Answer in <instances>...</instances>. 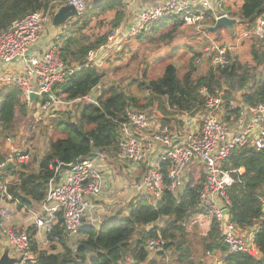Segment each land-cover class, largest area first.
<instances>
[{
  "label": "trees",
  "instance_id": "obj_1",
  "mask_svg": "<svg viewBox=\"0 0 264 264\" xmlns=\"http://www.w3.org/2000/svg\"><path fill=\"white\" fill-rule=\"evenodd\" d=\"M52 1L61 0H0V31L29 13L43 10ZM85 3L84 11L80 14L98 7H103V10L115 8L114 17L109 21L113 27L118 26L125 16L124 0H85ZM219 9L235 17L244 32L252 37L251 65L242 64L229 47V63L225 67H214L211 57H208L206 71L198 74L200 63L195 64L194 59L202 53L203 48L185 45L191 55L186 52L182 54L187 59L184 65L169 62L158 77L147 80L150 61L146 57L138 62L137 53L130 50L128 63L119 62L126 45L116 51L114 62H119V65H113L112 69L100 68L102 60L100 63L88 61L90 52L102 44L107 36L103 34L86 43L81 31L90 18L77 17L61 27L62 33L55 43H58L62 59L70 72L63 83L53 87V92L58 99L73 102L96 91V102L80 99L50 117L49 124L63 131L49 142L37 169L30 170L22 164L23 169L14 167L0 172L2 179L11 175L8 183L10 201L21 207L43 200L55 161L72 162L88 157L93 150L104 152L110 160L116 158L119 154L118 124L125 119V107L148 111L161 124L167 125L175 114L179 118L186 112L191 116L204 113L203 98L198 92L203 85L212 95L221 97L218 119L230 125L249 107L264 104V41L252 35L257 19L264 17V0H241L236 11H231V6L225 4ZM200 21L212 24L213 13L204 12ZM147 26L135 35H128L123 41L127 42L132 37L137 41L149 40L151 47H156L155 50L176 40H195L196 29L192 28L186 34V27L177 15L166 16ZM134 59L136 62L132 67L130 63ZM112 72L120 75L115 83L110 84L105 76ZM155 102L159 111L156 110L154 114L151 106ZM34 108L35 105L27 104L16 87L8 84L0 86L2 132L13 124L17 115L26 116ZM167 166V161H164L162 172L165 184ZM221 168L230 172L234 179L226 188L230 220L239 233H251L255 225H260L254 232L256 254H229L225 256L226 264H264V220L261 219L264 212V152L250 145L240 147L221 162ZM203 181V169L200 168L197 177L193 175V170L187 171L184 188L180 192L172 194L165 188L160 199L151 204L139 197L127 215L117 214L99 228L90 225L80 228L78 238L73 243L66 236L61 213H58L50 237V250L38 249L36 229L33 225L27 226L24 229L29 233L31 247L38 258L34 264H115L127 259L135 264H207L206 251L225 255L226 248L213 221L210 220L205 233L196 231L194 227L208 218L199 198ZM190 232L193 234L191 237L198 236V247L191 237L187 238ZM159 237L164 242L163 249L151 253L146 245Z\"/></svg>",
  "mask_w": 264,
  "mask_h": 264
},
{
  "label": "built area",
  "instance_id": "obj_2",
  "mask_svg": "<svg viewBox=\"0 0 264 264\" xmlns=\"http://www.w3.org/2000/svg\"><path fill=\"white\" fill-rule=\"evenodd\" d=\"M124 3L133 7L138 4V0H124ZM62 5H72L79 13L85 8L84 0L52 1L43 10L29 13L0 31V86L8 84L16 87L27 104L35 105V111L47 114L51 113V108L57 103L70 105L80 99L95 103L97 98V92L93 91L73 102L58 99L53 87L63 83L70 71L55 43L57 36H53V42L42 49H34L45 34L46 23L52 20ZM220 6V3H214L213 0H162L156 5L139 4L130 24L123 30L120 27L111 29L105 41L91 51L87 59L100 63L109 49L118 48V44L125 37L137 34L148 24L166 16L177 15L184 25H197L198 29L203 13L211 11L214 24L219 17H228L227 12L220 11ZM200 26L204 28L206 25ZM252 35L264 41V17L257 19ZM228 48L226 44L209 41L203 47L202 53L194 59V63L199 64L211 57L214 67L223 68L229 63ZM198 92L203 98L204 113L193 116L184 113L180 117L182 130L179 134L172 133L165 124L158 123L156 127H151L152 119L154 120L152 115L125 107V119L118 124L119 155L137 169L157 147H163L157 158L147 160L146 172L132 186L134 192L149 203L157 202L165 188L172 194L180 192L184 188V174L190 163L196 161L203 167L204 181L199 194L200 204L207 211L208 218L216 224L226 248L225 255L206 251L207 264H226V255L256 254L253 245L254 232L260 225H255L251 233L242 235L230 218H226L224 211L228 210L230 204L226 188L234 179L230 172L221 168V162L236 149L246 145L264 152V104L258 103L249 107L230 125L221 122L217 117L221 109V97L212 95L204 85ZM31 93L37 97L30 100ZM198 116H202L201 121ZM10 150L12 154L8 157H0V172H3L2 169L9 162L13 163L11 168H14V161L22 162L25 159L12 146ZM106 159L104 152L93 150L88 157L68 163L55 161L52 165L53 175L46 184L45 197L30 209L36 229L35 236L42 237L44 244L52 241L50 237L58 213H61L62 225L68 238L74 237L85 225L99 228L108 222V218L98 216L103 205L96 200L103 192L102 167ZM164 161L168 163L166 184L162 172ZM238 170L241 172V169ZM9 177H0V198L10 200ZM8 214L7 208L0 207L1 244H8L12 256L19 257L16 264L36 263L38 258L31 247L29 233L21 227L6 225L4 219ZM261 219L264 220V212ZM163 244L159 237L150 240L146 249L151 253L160 251ZM123 264L135 263L130 261Z\"/></svg>",
  "mask_w": 264,
  "mask_h": 264
},
{
  "label": "rangeland",
  "instance_id": "obj_3",
  "mask_svg": "<svg viewBox=\"0 0 264 264\" xmlns=\"http://www.w3.org/2000/svg\"><path fill=\"white\" fill-rule=\"evenodd\" d=\"M240 3H241V0H235L233 4L230 3V1H225V5L231 6V11H236ZM84 4L86 5L85 0H84ZM137 6H139V4H136L133 7L130 5H125V7L123 8L125 11V16L123 17V20L119 23V25L115 27H120L122 30L125 27H127L133 18V15L135 13ZM115 11H116L115 8L103 10V7H98V8H95L94 10L91 9L89 11L83 12L82 14H80L81 13L80 12L77 16H74L68 19L64 24H61L60 26H54L52 24V21L50 20L48 23H46L44 32L45 33L51 32L52 38L55 35L58 38V36L62 33L60 32L62 31L61 27H65V25H67L68 23L76 20L77 17H81V19L90 18L88 20L89 23L81 31V35L86 38L85 41L87 43L89 41H93L96 37H100L103 34H107V35L109 34L111 29L114 28L113 26H111V23L109 21L114 17ZM90 12H92L91 15L88 14ZM228 17L230 16L228 15ZM198 24H199L198 29H197V25H184V27H186L184 28L186 34L190 33L192 28L196 29V31H194V33L196 32L194 41L176 40L168 46L162 45L155 50L154 48L156 47L154 46L151 47L152 45L149 43V40L137 41L136 38L132 37L127 42L126 40L122 41L121 43L118 44V48L119 47L121 48L123 45H126L127 47L124 49L122 60H120L119 62L121 64H124L126 62L128 63V60L130 57L129 55L130 50H132L133 52L137 53L136 58L138 62L140 60H143V57H146V59L150 61V66L148 67V72H147V80L155 79L161 74L162 69L165 64L169 62H174L178 64L179 66H181L186 63L187 59L183 58L182 54L186 52L188 55H191V52L188 49H185V45L203 48L204 46L208 45L209 41H214L218 44L228 45V47L232 49V54L237 55L238 60L242 64L251 65L253 63L251 59V53H250L251 44L253 42V39L252 37H249L250 36L249 34H246L244 32L243 27L240 22L237 21L231 29L227 27L226 28L221 27L220 29H218L217 32L205 31L204 28H201L200 26L201 24H205L202 21H199ZM205 25H213V23L205 24ZM146 28H148V26ZM65 36H68V34H65ZM76 38H79V37L76 36ZM118 48L109 49L106 57L103 58L102 60L103 64L100 68L112 69L113 65L115 64L119 65V62H114L116 51L120 49ZM206 60L207 59H205L204 61L200 63V65H198V69H197L198 74H201L206 71V68H207L206 66L208 65ZM135 62H136L135 59L131 60L130 65H133L132 67H134ZM119 75H120L119 73H113V72L112 74L106 73L105 80H107V83H110V84L115 83V81L119 78ZM100 89H102L101 86H100ZM131 90L134 92L137 91L135 88H131ZM145 95L147 94L145 93ZM236 95L238 96V93H236ZM67 106L69 107L71 106V104L63 105L62 103H57L56 105H54L53 108H51L50 114L31 110V112L28 111L26 116L17 115L14 119L13 124H11V126L7 128L6 130H4L3 132H2V126L0 125V154L3 155L2 157H8L10 154H12V150H10V146H12V148L17 153L25 157V159H23L22 162L14 161L15 168L17 170L24 168L22 164L26 165L27 169H30V170L37 169L39 161L43 157L44 153L47 151L49 142L55 137H57L59 134H61L60 132L63 131L49 124V120L51 119L50 117H52L54 113L62 111ZM151 108L153 109V113L156 110L159 111L156 102L153 103ZM218 115L219 114H217V117ZM176 116L177 114L172 116L174 117L172 119L173 120L177 119ZM198 118H199V121L202 120V116H198ZM8 139L10 142H8ZM195 164H198V163L196 161H193L192 164L188 168L193 167ZM193 175L195 177L200 175V169L198 167H196V169L193 170ZM113 193H114L113 190H111V192H109L108 198L109 199H119L117 194H115L116 195L115 197L113 196L114 195ZM107 206H109V204H107ZM105 211H106V208H105ZM105 211L98 213V216L103 217V214L105 213ZM26 217L28 218V216ZM29 218H30V215H29ZM209 220H210L209 218H205L204 220H201V222H199L198 225L196 224L197 226L194 225V227L196 228V231L199 230L201 231V233H205L207 230V227L210 224ZM29 224L33 225V221ZM25 227L27 226H24L23 229ZM190 233L187 236L188 239L189 237L193 235L192 232ZM77 234L74 237L69 238V241L71 243L77 240L78 238ZM35 239L37 241L38 249L50 250L52 243L44 244L43 238L40 236H35ZM191 239H193L194 242H197L196 247H198L199 246L198 236L195 235L194 237H191ZM1 252H2V247H0V254ZM10 254L12 255L13 253L10 251ZM89 256L91 257L92 255H89ZM130 261H131L130 259H127L126 262H130ZM126 262L120 261L115 264H123Z\"/></svg>",
  "mask_w": 264,
  "mask_h": 264
},
{
  "label": "crops",
  "instance_id": "obj_4",
  "mask_svg": "<svg viewBox=\"0 0 264 264\" xmlns=\"http://www.w3.org/2000/svg\"><path fill=\"white\" fill-rule=\"evenodd\" d=\"M161 1L162 0H138V4L156 5V4H159ZM213 1L214 3L215 1L216 3H220L221 6L225 4V1H230V3L232 4L233 2H235V0H213ZM51 34H52L51 32H47L43 34L41 37V41L37 44V46L34 49L39 50V49H42L44 46H47L48 44L52 43L53 41H52ZM158 123L160 122L155 117L154 120L152 119L150 126L153 127L154 125V127H156ZM167 126L169 127L172 133H175V134L181 133L182 122L180 120V117L177 118L176 122H174L173 120L169 121V123H167ZM162 150H163L162 146L157 147L143 163L141 162V164L139 165L137 169H134V167L127 160L121 157L119 154L118 156H116V158L111 159V160L108 159V157L106 156L107 159L105 160V163L102 167L103 168V192L96 199L103 205V210H99V212L105 211V208H106V211L103 214V217H105V219L108 218V221H109L110 219L114 218V216L117 214L119 215L128 214L129 208L139 200V195L136 192H134L132 188L133 184L137 182L138 180H140V178L146 172L147 162L151 159L157 158L161 154ZM190 165H188L186 169L189 172L196 169L195 166H197L199 169L200 168L202 169V166L200 164H195L193 167L188 168ZM186 173L187 171H185V174H184L185 178H186ZM9 178L11 179V177ZM111 190H113L114 192L113 196L116 197L115 194H117L119 199H109L108 198L109 192H111ZM35 203L36 202H33V204L36 206ZM33 204L30 203L27 205H23L21 207H17L16 202H12L7 198H0V207H3V208L5 207L9 210L8 217L4 219L5 224L11 227H22V228L24 226H30L29 223L32 222L30 209L35 207ZM107 204H109V206H107ZM29 215H30V218H29ZM26 216H28V218ZM240 234L245 235L247 233H244V231H242ZM1 243H2V239H1ZM2 246L3 244H1V247ZM215 254L223 255L220 252H215Z\"/></svg>",
  "mask_w": 264,
  "mask_h": 264
},
{
  "label": "water",
  "instance_id": "obj_5",
  "mask_svg": "<svg viewBox=\"0 0 264 264\" xmlns=\"http://www.w3.org/2000/svg\"><path fill=\"white\" fill-rule=\"evenodd\" d=\"M78 14L79 12L72 5H62L53 15L51 21L54 26H60L61 24H64L68 19L77 16ZM235 23V18L221 16L215 21L213 25H206L204 27V30L210 32H217L220 27H227L231 29ZM29 96L30 100L37 97V95L34 93H31ZM11 167H13V163L9 162L7 166L4 167L2 170H8ZM224 212L226 214V218H228V210L225 209ZM9 250V245L3 244L2 252L0 254V264H16L19 261V257L10 255Z\"/></svg>",
  "mask_w": 264,
  "mask_h": 264
}]
</instances>
